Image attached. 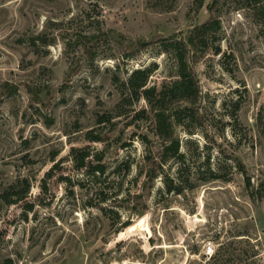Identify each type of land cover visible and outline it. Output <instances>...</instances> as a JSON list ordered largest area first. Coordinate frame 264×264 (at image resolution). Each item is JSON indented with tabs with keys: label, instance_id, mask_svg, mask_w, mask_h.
I'll list each match as a JSON object with an SVG mask.
<instances>
[{
	"label": "rangeland",
	"instance_id": "1",
	"mask_svg": "<svg viewBox=\"0 0 264 264\" xmlns=\"http://www.w3.org/2000/svg\"><path fill=\"white\" fill-rule=\"evenodd\" d=\"M211 2L0 0V264H264V0H219L208 49L188 45L183 156L143 185L162 143L127 77L173 80L162 40H187ZM86 152L103 172L77 166Z\"/></svg>",
	"mask_w": 264,
	"mask_h": 264
},
{
	"label": "trees",
	"instance_id": "2",
	"mask_svg": "<svg viewBox=\"0 0 264 264\" xmlns=\"http://www.w3.org/2000/svg\"><path fill=\"white\" fill-rule=\"evenodd\" d=\"M198 6H203L204 0H196ZM254 4L260 3L261 0H252ZM219 0H212L208 5L211 12V17L205 22L195 26L194 30L188 36L187 40L182 38L170 37L162 40L163 49L167 52H172L175 56L177 63V74L173 80L168 81L158 88L156 85L149 86L148 78L150 70L147 68L134 69L131 71L126 80L128 89V96L135 99L144 98L147 101L148 109L141 108L138 110L137 115L150 114L152 120V131L161 140L162 146L160 147L158 157L154 154L153 150L148 146L144 154L146 170H144L145 179L143 182L144 187L151 186L158 174L157 164L164 163L169 157L180 158L183 156L180 152V139L174 133V125L181 122L182 111H187L197 101L199 96V86L195 79L194 73L190 67L189 53L191 49L196 52H204L208 49V40L210 35L220 26V20L214 18V9ZM264 7V6H260ZM259 7V8H260ZM141 47L147 45L146 42H139ZM191 46V49L188 47ZM125 98H123L124 100ZM183 100L186 102L184 106H174L176 102ZM109 114H103L99 122L110 121ZM101 134H94L91 136V141H104ZM144 141V140H143ZM79 148H72L76 150ZM88 153L77 154L75 162L78 167H89L91 173L103 172L104 167L102 164H92L89 160ZM100 159V157H98ZM178 180V178H177ZM250 180L248 179V183ZM180 183H182L179 180ZM166 191H175L180 193L183 191L182 186L172 181L169 184L167 181ZM182 185V184H181ZM32 208V206H30Z\"/></svg>",
	"mask_w": 264,
	"mask_h": 264
},
{
	"label": "built area",
	"instance_id": "3",
	"mask_svg": "<svg viewBox=\"0 0 264 264\" xmlns=\"http://www.w3.org/2000/svg\"><path fill=\"white\" fill-rule=\"evenodd\" d=\"M204 252L207 255H212L214 253V248H213L212 244H207L206 247H205Z\"/></svg>",
	"mask_w": 264,
	"mask_h": 264
}]
</instances>
